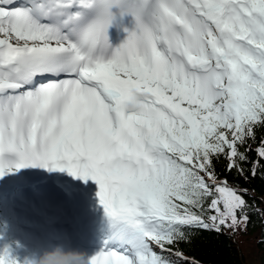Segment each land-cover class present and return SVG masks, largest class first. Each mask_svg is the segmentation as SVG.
<instances>
[{
	"label": "snow or ice",
	"instance_id": "snow-or-ice-1",
	"mask_svg": "<svg viewBox=\"0 0 264 264\" xmlns=\"http://www.w3.org/2000/svg\"><path fill=\"white\" fill-rule=\"evenodd\" d=\"M221 160L264 179V0H0V178L94 181L91 264H197L194 232L246 231L264 212Z\"/></svg>",
	"mask_w": 264,
	"mask_h": 264
},
{
	"label": "trees",
	"instance_id": "trees-1",
	"mask_svg": "<svg viewBox=\"0 0 264 264\" xmlns=\"http://www.w3.org/2000/svg\"><path fill=\"white\" fill-rule=\"evenodd\" d=\"M225 164L223 160L218 162V172L222 176H227L232 186L247 188L246 199L264 212V179L260 175L254 179H246L235 171L227 173L224 171ZM17 205L18 203H15L14 206H10L0 201V254L7 249L18 264H24L25 257L38 253L39 243L31 238L30 233L22 230V219L19 216L14 217L13 212H17L15 211ZM262 236L264 215L253 211L246 231L233 234L232 231L225 230L220 235L197 231L192 234L190 242L177 247L189 260H194L197 264H264V245L260 243Z\"/></svg>",
	"mask_w": 264,
	"mask_h": 264
},
{
	"label": "bare ground",
	"instance_id": "bare-ground-1",
	"mask_svg": "<svg viewBox=\"0 0 264 264\" xmlns=\"http://www.w3.org/2000/svg\"><path fill=\"white\" fill-rule=\"evenodd\" d=\"M47 169L36 167V168H26V169H21L20 175L19 176H26V181L30 178L34 177H40L42 179H46L48 175L46 174ZM59 171H48V174L50 173H57ZM66 173V172H64ZM62 174L61 176H63ZM58 176H60L58 174ZM14 179L11 181H5L3 184L10 183V182H15L17 186H19L23 181L22 177L17 178L13 177ZM81 179V178H80ZM42 186V185H41ZM39 187V186H38ZM64 188L69 187L68 185L63 186ZM43 190V189H41ZM99 191L98 185L91 180V183L89 185V189L82 190L79 195H80V201L81 203L79 204L78 207L75 209H72L71 211L69 209H65L66 211H63L62 209H59L57 206L59 202H55L53 199V192L50 191L49 195H46L44 198L40 199L41 203H46L49 209H56L52 215L54 216V222L52 224L51 229L48 230V237L53 235V236H58L61 238L54 239L55 241L60 240L63 244H65L64 236H61L59 233H57V227L62 228L63 233L68 235V238H74L77 239V243L82 242L84 238L81 237V233H84L85 235L88 234H103L107 236L108 234V227L107 223L106 225L104 224V221H106L105 214L103 212L102 206L99 204V206L93 208V217H86L84 218L83 215L81 214L80 210L83 208L84 211H88L89 209V204L85 201L84 195H87V197H96L98 199L97 193ZM57 206V207H56ZM73 221L76 222V226L73 227L72 223ZM96 223L97 225L94 227L93 225H90V223ZM71 223V226L68 228L67 225Z\"/></svg>",
	"mask_w": 264,
	"mask_h": 264
},
{
	"label": "rangeland",
	"instance_id": "rangeland-1",
	"mask_svg": "<svg viewBox=\"0 0 264 264\" xmlns=\"http://www.w3.org/2000/svg\"><path fill=\"white\" fill-rule=\"evenodd\" d=\"M20 171H16L13 173H9L5 175L3 178H0V201L1 203L3 202L4 204H8L10 206L14 205L17 203L15 199L20 196V195H25V201L19 203V208L15 209L17 212H13L14 217L19 216L21 219L24 220V222L21 224L23 231H28L32 237V239L36 242L39 243L37 246V251L38 253H43L44 251H50L53 248H55V244L59 241H55L54 239H57L58 236H50L48 237V230L51 229L52 224L54 222V216L50 215V218L46 219V215L44 214L46 210L49 208L47 207L46 204H40V202L35 203V200L37 201L39 197L37 196L36 198L33 196H27L25 192L20 189L19 187L14 190V191H4L3 189V183L5 181H11L13 180L12 178L17 176V178L22 177L23 182L22 184H26V176H19ZM87 186L86 189H89V185L91 183V179H89L86 182ZM22 185V186H23ZM85 198H88L87 195H84ZM87 200V199H86ZM92 204L94 207L99 206V200L96 199L95 197L92 196ZM38 211V213H35ZM50 211V209H49ZM48 211V213H49ZM88 217L93 216V213L90 212L87 214ZM29 219H34L36 222V225H34V221L30 224L28 222ZM46 220V221H45ZM107 221H104V224L106 225ZM93 224V223H92ZM94 225V224H93ZM70 242L71 239H70ZM60 246V245H58ZM65 250H67L65 248Z\"/></svg>",
	"mask_w": 264,
	"mask_h": 264
},
{
	"label": "clouds",
	"instance_id": "clouds-1",
	"mask_svg": "<svg viewBox=\"0 0 264 264\" xmlns=\"http://www.w3.org/2000/svg\"><path fill=\"white\" fill-rule=\"evenodd\" d=\"M24 264H91V257L83 251L65 250L62 246H56L50 251L25 257Z\"/></svg>",
	"mask_w": 264,
	"mask_h": 264
}]
</instances>
